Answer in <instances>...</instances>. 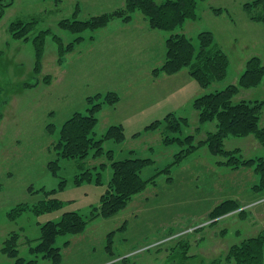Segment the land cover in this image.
<instances>
[{
  "label": "rangeland",
  "instance_id": "1",
  "mask_svg": "<svg viewBox=\"0 0 264 264\" xmlns=\"http://www.w3.org/2000/svg\"><path fill=\"white\" fill-rule=\"evenodd\" d=\"M253 1H201L198 19L186 21L179 29L196 45L200 33L212 32L215 44L229 58L223 79L203 89L186 68L172 77L153 76L165 62L170 33L151 29L141 13L131 22L114 19L103 29L80 34L60 25L63 20L86 21L111 13L123 8L126 0H13L0 22V264H14L1 252L10 234L20 233V256L31 259L30 247L38 243L42 226L72 211L84 216L88 227L82 234L57 238L55 246L62 250L58 264H169V249L181 238L190 243L188 264H211L224 259L232 246L264 232V191L254 189L260 183L255 167L234 170L220 165L226 159L201 145L216 130V123L200 124L193 109L197 97L237 85L249 59L259 57L264 64V23L252 21L244 10ZM218 8L223 10L220 15L214 13ZM255 12L264 15V7ZM16 20L36 21L27 39L12 38L9 27ZM42 30H50L51 35L37 73L33 39ZM54 35L63 43V54ZM108 92L117 93L120 102L103 107L97 138L109 127L123 125L126 141L108 140L105 151L113 150L116 161L153 159L155 163L144 169L142 177L158 175L156 184L135 195L126 209L111 218L92 219V210L100 207L112 176L107 157L60 159L59 177L51 174L48 164L58 158L54 146L63 124L75 113L87 112L89 97ZM233 100H264V79L256 87L239 89ZM170 114L188 120L182 133L167 132L164 125L156 131L145 130ZM49 124L55 127L53 135L47 131ZM260 125H264V109ZM136 133L141 136L134 138ZM166 135L193 136L194 145L200 147L181 165L173 166L171 174L163 170L186 146L164 145ZM225 149H240L245 159H264V147L255 135L229 137ZM103 163L105 169L100 168ZM90 168L95 178L102 174V185L95 181L77 185L76 178ZM61 180H66L65 189L52 195L63 202L60 210L41 215L26 211L16 220L9 218L19 204L32 207L46 200L48 196L40 190L58 189ZM226 200L237 201L241 209L210 225L209 213ZM124 225L126 229L121 230ZM111 232L115 236L108 249ZM38 264L54 263L41 259Z\"/></svg>",
  "mask_w": 264,
  "mask_h": 264
},
{
  "label": "trees",
  "instance_id": "2",
  "mask_svg": "<svg viewBox=\"0 0 264 264\" xmlns=\"http://www.w3.org/2000/svg\"><path fill=\"white\" fill-rule=\"evenodd\" d=\"M0 0V22L3 19L7 8L11 7L13 0ZM206 0H164L161 3L155 0H126L123 8L117 9L111 13H105L91 18L90 20L80 21L77 19L63 20L60 25L63 29L75 34H80L87 30H98L105 28L112 20L121 19L125 23L131 22L136 13H141L146 19L149 27L153 30H160L170 33L167 38L166 57L164 64L153 71L155 78L162 74L172 76L183 69L189 70V75L196 81L199 88L207 89L216 80H221L226 75L229 66L227 54L215 44L212 32H202L197 37V45L193 39L180 33L186 21H195L198 19V3ZM264 7V0H254L244 5V10L248 13L250 19L255 22L264 23V15L256 14L255 10ZM214 13L220 15L223 13L221 8L214 9ZM36 21L25 22L23 20L14 21L9 31L13 39H27L34 30ZM51 35L50 30L40 31L33 39V44L37 56L36 72L41 67V58L45 48V41ZM55 41L59 44L60 51L63 54L65 48L59 37L54 35ZM78 38L76 42L71 43L69 50H72L76 43L81 42ZM264 79V64L259 57H253L246 63L245 71L241 75L237 85H229L223 90L204 94L197 97L193 102V109L198 112L199 123H216V130L210 132L202 146H207L211 154L223 157L226 162L219 164L231 169H240L241 167H255L256 173L260 177V183L254 189L264 191V159H245L240 149L226 150L225 141L229 137L245 138L249 135H255L264 147V125L261 126L262 113L264 109V100L235 102L233 99L239 89H247L258 86ZM120 102V97L115 92H108L105 96L100 94L89 97L87 100L88 108L86 113H75L61 127L59 137L55 143L54 150L58 158L48 164V170L53 176L59 177L61 170L60 159H80L87 160L93 158L100 159L104 156L110 161L112 176L107 188L100 200V207L92 210V219L97 217L111 218L123 211L131 203L135 195L145 191L150 184H156V177L144 179L142 172L145 168L153 165L155 162L150 158H127L115 160L113 150L105 151L104 144L108 140L116 143H123L127 139L126 129L123 125H115L108 128L106 133L97 138L96 128L99 123V114L104 106H116ZM165 126L167 132L182 133L183 127H188L189 122L186 118L177 117L173 114L168 115L163 121H155L146 127V131H156ZM49 134L53 135L55 127L52 124L47 126ZM141 133L133 135L134 138L140 137ZM179 144L186 146L180 152L175 154L174 161L163 170L171 174L173 166H179L183 161L192 155L199 146L194 145V137L185 138L172 137L166 135L163 138L164 145ZM107 167L106 163L100 165L101 169ZM95 169H97L95 167ZM95 178L91 168L86 170L81 177L76 178V184L95 181L102 185V174L98 172ZM172 179L169 177L168 179ZM66 187V180H61L59 188L51 191H44L48 198L40 201L34 206L28 204H19L9 212V218L18 219L26 211H31L36 215L54 212L63 207V202L53 197L58 190L63 191ZM34 193V191L32 192ZM241 209L239 203L235 200H226L217 205L210 213L208 220L210 225H215L219 219L232 214ZM244 214V210L240 211ZM88 227V220L76 211L64 213L59 221H49L41 228V236L38 243L30 247L31 259L20 256L18 242L20 233L10 234L4 242L1 252L8 258L14 260V264H38L42 260L51 261L58 264L62 260V250L55 246L56 240L63 235H79ZM124 225L121 230L126 229ZM115 232L108 236L109 246L113 242ZM178 238V237H177ZM30 245H33L31 243ZM70 245L69 241L64 243L65 247ZM189 241L180 239L169 250V264H188ZM264 264V232L258 236L248 238L230 248L224 259L211 262V264Z\"/></svg>",
  "mask_w": 264,
  "mask_h": 264
},
{
  "label": "crops",
  "instance_id": "3",
  "mask_svg": "<svg viewBox=\"0 0 264 264\" xmlns=\"http://www.w3.org/2000/svg\"><path fill=\"white\" fill-rule=\"evenodd\" d=\"M177 74H178V73H177ZM175 75H176V74H175ZM161 76H162V75H161ZM161 76H160V77H161ZM165 76H168V75H165ZM170 77H172V76H170ZM158 78H159V77H158ZM195 84H196V83H195ZM196 85H197V84H196Z\"/></svg>",
  "mask_w": 264,
  "mask_h": 264
},
{
  "label": "built area",
  "instance_id": "4",
  "mask_svg": "<svg viewBox=\"0 0 264 264\" xmlns=\"http://www.w3.org/2000/svg\"><path fill=\"white\" fill-rule=\"evenodd\" d=\"M176 238V237H175Z\"/></svg>",
  "mask_w": 264,
  "mask_h": 264
}]
</instances>
